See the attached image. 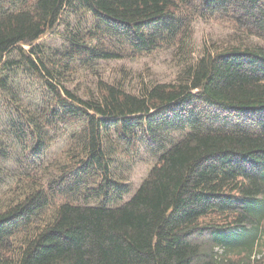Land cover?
<instances>
[{
  "label": "trees",
  "instance_id": "trees-1",
  "mask_svg": "<svg viewBox=\"0 0 264 264\" xmlns=\"http://www.w3.org/2000/svg\"><path fill=\"white\" fill-rule=\"evenodd\" d=\"M65 12L88 14L91 28H70L52 60L34 43ZM197 20L238 37L205 49L175 84L135 95L98 80L87 100L59 85L65 70L180 50ZM15 52L57 102L40 113L45 125L80 128L47 163L46 134L33 130L38 163L0 194V264H264V0H0L2 74ZM112 133L130 148L169 146L133 196L109 206L123 191Z\"/></svg>",
  "mask_w": 264,
  "mask_h": 264
},
{
  "label": "rangeland",
  "instance_id": "rangeland-1",
  "mask_svg": "<svg viewBox=\"0 0 264 264\" xmlns=\"http://www.w3.org/2000/svg\"><path fill=\"white\" fill-rule=\"evenodd\" d=\"M83 17L80 16L75 20L71 13L65 12L57 30L47 33L43 38L36 40L34 44L39 45L47 58L57 60L58 53L56 52L62 53V50L68 46L67 32H71L70 28L75 27L82 32H87L91 28L89 15L85 14ZM85 20L88 21V25ZM237 37L238 34L233 30L224 28L220 24L197 20L192 26L189 40L180 50L174 47L150 56L100 62L94 74H89L77 67L71 73L65 70L61 75L59 85L83 100L89 99L91 93L95 94L98 80L117 84L123 87L126 92L141 95V92L149 90L153 86L177 83L187 65H191L203 54L205 49H211L216 44H218L217 46L228 44L236 41ZM250 39L252 42H257L253 38ZM25 49L29 50L28 47ZM11 61L14 65L7 66L6 64ZM2 62L5 65V71L2 74V70H0V81L6 79L7 84L5 90H1L0 86V194L6 191L13 184L17 175L29 166L28 160H34L35 164L38 163L30 155L33 141L37 138L33 130L36 129L37 132L43 130L46 134L43 140L49 143V147L42 160L47 163L63 149L70 136L80 128V126L72 125L57 124L58 127L45 125L40 113L46 111L50 118L52 112L54 113L58 109L53 94L48 92L42 80L35 74H30V71L23 67L21 57L17 52L6 55ZM29 119L33 128L29 127L27 130L25 125ZM80 122L78 121L77 124ZM24 134L28 138L20 139ZM174 136L175 139L178 138L176 134ZM106 140H112L116 150L110 156L113 163L111 172L112 174L114 172V175L117 176L116 180L123 185V191L119 197L109 196L111 202H107V205H120L133 196L157 162L162 153L157 152V149L161 146V149L168 148L169 143H167V139L164 143L159 140V143V141L151 142L139 138L136 147L130 148L127 144L119 143L114 133ZM106 144H108L107 141L104 145L107 148ZM33 167L35 166H30V171ZM124 188L126 192H124Z\"/></svg>",
  "mask_w": 264,
  "mask_h": 264
}]
</instances>
